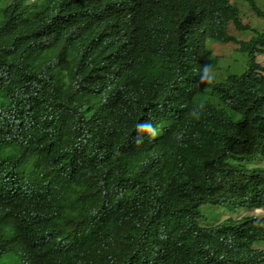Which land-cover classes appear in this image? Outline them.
<instances>
[{"label": "trees", "instance_id": "trees-1", "mask_svg": "<svg viewBox=\"0 0 264 264\" xmlns=\"http://www.w3.org/2000/svg\"><path fill=\"white\" fill-rule=\"evenodd\" d=\"M240 21L231 0H0V264H264V30L224 81L206 52Z\"/></svg>", "mask_w": 264, "mask_h": 264}, {"label": "rangeland", "instance_id": "rangeland-1", "mask_svg": "<svg viewBox=\"0 0 264 264\" xmlns=\"http://www.w3.org/2000/svg\"><path fill=\"white\" fill-rule=\"evenodd\" d=\"M234 3L239 8V15L242 22L247 23L249 26L248 30L237 31L232 25L229 27V32L233 34L238 39L246 40L254 32L252 30H263L264 29V17H260L250 10L248 5L243 0H233ZM259 4H264V0H257ZM257 3V2H256ZM259 8L264 12V5ZM259 29V30H258ZM212 44V43H211ZM210 47V44H209ZM239 44L233 42H215L211 45V50L208 54L209 69L213 74L214 79H220L224 81L229 74L239 73L244 69L246 65V54L238 51ZM264 51V46L262 47ZM264 52L256 53V62L264 65ZM205 98L216 101L218 95L209 89H206L204 95ZM259 167L264 168V158L257 157L251 158L248 163V167ZM207 206H203L202 210L205 216H208ZM221 216L226 214L224 211L219 212L217 208H214ZM245 210L239 209L237 211L232 210L231 215L233 218H237L244 214Z\"/></svg>", "mask_w": 264, "mask_h": 264}, {"label": "clouds", "instance_id": "clouds-1", "mask_svg": "<svg viewBox=\"0 0 264 264\" xmlns=\"http://www.w3.org/2000/svg\"><path fill=\"white\" fill-rule=\"evenodd\" d=\"M247 5H248V2H246L245 0H243ZM231 2L232 3H234V1L233 0H231ZM258 3V1L257 0H255V3ZM257 3H256V5H257ZM235 4V3H234ZM259 4V3H258ZM236 5V4H235ZM261 7L264 5V4H259ZM237 6V5H236ZM258 6V5H257ZM248 7H249V5H248ZM238 8V7H237ZM258 8H259V6H258ZM260 9V8H259ZM238 10H239V8H238ZM261 10V9H260ZM262 11V10H261ZM255 12V11H254ZM263 12V11H262ZM256 13V12H255ZM264 13V12H263ZM261 17V16H260ZM262 17H264V15L262 16ZM241 19V18H240ZM240 23L242 24V26H244L246 23H244V22H242V20L240 21ZM233 26L237 31H244L243 30V28H241V29H239V28H237L232 22H230V24H229V26H228V28H227V32L225 33L224 32V36H226V34L227 35H230V36H232L233 37V39L232 40H229V41H227V42H225L224 41V39H221V40H217V41H212V40H207V55L209 54V52H210V50H211V45L213 44V43H215V42H218V41H221V42H225V43H228V42H233V43H237V44H239V41L240 40H243V39H238V38H236L233 34H231L230 32H229V27L230 26ZM249 29V28H248ZM247 29V30H248ZM259 30V29H258ZM264 30V29H263ZM263 30H260V31H263ZM253 32H255V31H257V30H252ZM251 35H254V33L253 34H251ZM250 35V36H251ZM249 36V37H250ZM246 40H248V39H246ZM246 40H243V41H246ZM212 43V44H211ZM209 44H210V47H209ZM256 53H260V52H256ZM264 54V53H263ZM255 59V62H256V57L254 58ZM257 63V62H256ZM259 64V63H258ZM246 65H247V63H246ZM246 65L244 66V69H245V67H246ZM259 65H261V64H259ZM261 66H264V65H261ZM243 69V70H244ZM208 70H209V72L211 73V78L213 79V80H217V81H220V79H214L213 78V74H212V72L210 71V69H209V64H208ZM242 70V71H243ZM241 71V72H242ZM256 71L260 74V75H262L263 77H264V69H256ZM241 72H239V73H241ZM239 73H232V74H239ZM232 74H229V75H232ZM228 75V76H229ZM227 76V77H228ZM138 127H139V125H138ZM147 129H149L150 131H152V128H151V126H149ZM153 135H154V133H153ZM257 158V157H256ZM263 170H264V168H263ZM253 210V212H255L256 213V215L260 218V217H264V207H262V206H259V207H256V208H253L252 209ZM256 246V245H255ZM259 247L260 248H263L264 249V243H260V245H259Z\"/></svg>", "mask_w": 264, "mask_h": 264}]
</instances>
